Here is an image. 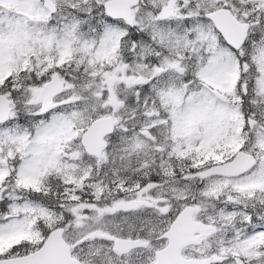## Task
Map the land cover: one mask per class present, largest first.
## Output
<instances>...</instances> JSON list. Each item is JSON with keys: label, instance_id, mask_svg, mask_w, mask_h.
I'll use <instances>...</instances> for the list:
<instances>
[{"label": "snow or ice", "instance_id": "1", "mask_svg": "<svg viewBox=\"0 0 264 264\" xmlns=\"http://www.w3.org/2000/svg\"><path fill=\"white\" fill-rule=\"evenodd\" d=\"M0 264H264V0H0Z\"/></svg>", "mask_w": 264, "mask_h": 264}]
</instances>
